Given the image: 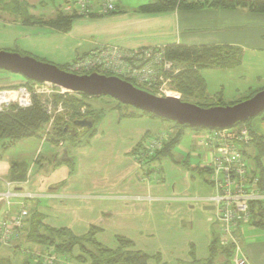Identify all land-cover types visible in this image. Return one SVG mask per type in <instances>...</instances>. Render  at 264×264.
<instances>
[{"label":"crops","instance_id":"0c3cea01","mask_svg":"<svg viewBox=\"0 0 264 264\" xmlns=\"http://www.w3.org/2000/svg\"><path fill=\"white\" fill-rule=\"evenodd\" d=\"M17 1L27 6L30 16L43 22L53 20L64 4V0ZM141 6L132 8L121 4L119 9L116 5L115 14L80 17L70 23L66 32L47 25L24 24L19 17L6 12H0V18L6 16L13 20L7 23L19 32V37L14 35L16 38H37L42 42L56 38L83 39L85 44L91 45L83 55L97 45L135 49L169 44L237 46L243 51L242 60L247 55L264 53V14L245 8L207 7L147 13L140 10ZM22 80L26 79L0 72V87H9ZM215 94L207 93L209 99ZM101 114L95 122L97 127L75 143L52 144L31 138L4 152L0 142V223L7 207L2 194L9 191L34 196L24 202L21 197L9 199L7 210L11 215L18 212L22 203L28 215L17 241L0 242V264H35L32 252L45 248L28 238L34 215L42 217L41 233L49 228H64L75 236H82L90 226H95L100 229L95 238L102 245L115 248L116 237H124L134 243L135 250L151 257L158 254L161 264H190V246H193L196 260L208 257L212 238L220 236V232L210 209L212 206L197 201L212 193L209 176L205 174L207 179L199 176L196 168L202 164L192 159L189 152L176 156L175 149L183 144L186 130L180 131L179 142L168 155L150 163V168L157 167L163 174L162 165L168 160L166 164L172 170L168 182L162 179L153 183L147 177L151 174L145 177L136 174L137 164L131 156L138 144H146L149 138L167 128L160 127L148 116L122 117L115 107ZM162 127L164 129L160 130ZM249 129L255 141L245 148V156L252 173L260 178L262 172L264 180V147L261 146L264 143V111L249 122ZM190 132L194 145L195 137L201 132ZM176 133L173 130L170 137ZM258 156L260 166L256 164ZM20 175L25 176L24 180L16 181ZM261 190L264 193V181ZM116 196L133 199H111ZM137 196L144 199L135 200ZM145 197L155 200L148 201ZM199 211L206 213L201 223L196 215ZM256 221L257 218L240 226L236 234L248 263L264 264V220L259 226L253 225ZM195 228L201 231L198 239L189 237L191 233L198 236ZM197 243L201 244L200 253ZM63 262L66 264L65 259ZM70 262L67 260L68 264ZM149 264L156 262L153 259Z\"/></svg>","mask_w":264,"mask_h":264},{"label":"trees","instance_id":"16d2710c","mask_svg":"<svg viewBox=\"0 0 264 264\" xmlns=\"http://www.w3.org/2000/svg\"><path fill=\"white\" fill-rule=\"evenodd\" d=\"M204 7L226 9L245 8L250 12L264 14V0H204L203 2H197L195 0L191 2L187 0H150L147 4L141 6L140 10L147 13H164L177 9H199ZM0 12L16 15L24 24L34 23L47 25L62 32H66L68 30V27L73 20L80 18V16L75 14H66L62 10H57L53 20L43 22L41 19H36L30 16L28 14L27 6L17 0H0ZM164 51L166 59L174 63V65L178 68V72L170 78L171 86L178 93H180L182 97H184L182 100L183 102L195 104L202 108L222 106L221 103H211V100H215L216 96L214 95L212 99L208 98L206 81L201 76V71L209 68L230 70L235 67H239L242 63L243 55L241 48L229 45L185 46L179 44H169L165 46ZM68 65L69 64L63 66L62 68H58L68 72ZM131 84L135 86V84ZM136 87L154 94L152 91H148L139 86ZM256 93L257 92H255L253 95ZM66 94L68 95V93ZM66 96L64 99L61 98L58 100H62V105L64 108H66L65 112L67 116H69V121L71 122L61 124L62 118L59 116L56 117V122L53 124L52 130L47 133L45 140L46 142L57 144L60 142L71 141L72 143H75L79 140L73 141V137H77L82 133L86 134L88 131L92 130L96 120L99 118L94 114L93 110L89 109L85 115H81L82 113L80 112V109L85 105L83 101L87 98V96L77 93L68 95V98ZM192 100H194L195 103H193ZM219 100L220 99L217 101ZM120 116L129 118L135 116H148L153 119H158L153 115L143 113L139 110L137 113H135L129 108H126L124 112H120ZM86 117H92L94 119V124L90 130L83 129L75 136L64 132V128L66 126H69L70 129L73 128L72 122L74 120L84 119ZM252 119H249L245 123L238 124H244L249 128L248 124ZM49 120L50 117L47 116L44 106L36 98L33 100L32 107L28 109L10 108L7 111L0 112V142H2L3 151L5 152L9 150L17 143L27 139L35 138L42 140L44 136L43 132ZM158 120L165 123H171V129H168V131L171 130L170 136H172L171 133L173 130H176L177 133L174 137L169 136L170 138L167 140L168 142L166 141L167 143L165 142L160 150L156 151L151 158L146 160L149 165L154 161H159L162 157L170 153V150L173 148V146L177 145L179 142L181 130L189 129L195 132L212 130L203 127L192 128L162 119ZM66 136H69L71 140H67ZM254 141L255 138L253 136V142ZM144 145V142L142 144H138L133 151V155H135L137 152H143ZM261 146L264 147V143ZM259 158L260 156L256 157V164L258 166H260ZM14 167L17 168L18 166ZM196 170H198L200 174H209V170L204 167L196 168ZM146 173L149 175L153 172L148 170ZM259 174L260 186H262L264 181L261 177L262 172ZM24 177L25 176L20 175L19 177L15 178V180L22 181L24 180ZM252 207L254 208L252 219L257 218V221L254 222L253 225H262L264 220V206L261 204H256ZM41 223L42 217L34 215L31 220L32 226L28 232V238L30 241L36 243L42 248H52V252L56 254V256L58 255L63 257L65 260H74L79 264H149L150 261L154 259L156 264H161L159 262L161 261L160 256L158 257L155 255L154 257H151L142 251L135 250L134 243L124 237H116L115 248H109L102 245L95 238L100 230L95 226H90L84 235L75 236L68 229L64 228H49L46 229L44 233H41L40 229L43 227L41 226ZM21 231L22 229L19 231V234ZM190 247V264H216L217 262L223 264H232L231 258L233 256V248L230 246H221L219 235L213 236L208 247V257L205 260H196L193 246ZM63 258L59 260L60 263H64ZM219 259L221 260L219 261ZM35 264H42V262L35 260Z\"/></svg>","mask_w":264,"mask_h":264},{"label":"built area","instance_id":"2783aa9c","mask_svg":"<svg viewBox=\"0 0 264 264\" xmlns=\"http://www.w3.org/2000/svg\"><path fill=\"white\" fill-rule=\"evenodd\" d=\"M189 2L193 0H187ZM203 2L204 0H195ZM64 13L88 17L92 14L100 16L116 12L114 0H64ZM165 46L127 49L115 45H98L89 53L78 57L68 65V72L76 75L92 73L117 77L131 82L141 88L154 92L159 97H175L178 93L172 91L171 77L178 72V68L165 57ZM34 89L46 88L61 95L68 93L48 83L31 82ZM32 90L33 88L30 87ZM34 94V91H33ZM32 92L26 85L15 88L0 89V112L10 108L28 109L32 107ZM46 114L49 113V104L40 102ZM62 110V109H58ZM170 130L152 137L144 145L143 158L148 160L156 151L160 150L169 139ZM47 133V132H46ZM197 142L205 150L202 167L209 170V184L211 195L197 201L213 207L214 220L220 232V245L233 248L232 264H249L239 248V239L236 230L252 222L253 205L264 206V193L261 190L258 175L253 174L245 156V148L253 142V135L244 124H238L226 129L205 130L199 135ZM46 140V134L42 138ZM140 161V159H137ZM33 199L31 194L20 195L9 192L2 194L8 207L11 198ZM137 196L135 200H143ZM152 197L145 200L153 201ZM155 200V199H154ZM157 200V199H156ZM23 205L18 212L11 215L6 207L4 218L0 223V242L8 244L17 241L19 231L24 226L28 213ZM32 259L38 255L32 253ZM54 256H43V264H51Z\"/></svg>","mask_w":264,"mask_h":264},{"label":"rangeland","instance_id":"374dc122","mask_svg":"<svg viewBox=\"0 0 264 264\" xmlns=\"http://www.w3.org/2000/svg\"><path fill=\"white\" fill-rule=\"evenodd\" d=\"M115 1H116V5L118 9L121 4L130 5V7L135 8V7L145 5L148 3V0H125V1L115 0ZM10 21H13V20H11L9 17H6V16L0 18V51H5L8 53H16L22 57H30V58L36 59L37 61L49 63L59 68H62L63 63H66L70 60H76L78 57H82L83 53L87 52L89 48L91 47V45L85 44L83 42V39H77L76 37L75 38L71 37V39H66V40L65 39L60 40L56 38V40L52 39L53 42H49V41H52L50 39L47 40L48 42L47 41L42 42L41 39H37V38H24V37L18 38L19 32L16 29H13L12 24L7 23ZM36 31L39 32V30L37 29ZM14 35H17L18 37L16 38L14 37ZM201 76L206 81L207 93L209 92V94H212V93L215 94L216 92L215 94L216 99L215 100L212 99L211 103L213 102L214 104L221 103L222 106L220 107L232 106L235 103L241 102L242 100L249 98L255 92H259L262 89H264V53H260L255 56L247 55L243 58L242 63L239 67H235L230 70H221V69H213V68L205 69L201 71ZM21 85H26L27 87H29L32 94L34 91V94L32 95V101L34 100V98H36L40 102L44 101L49 104L50 109H49V113L47 114V116L50 117V120L48 124L46 125V128L43 132L44 135L46 134L47 136V133L52 130L53 128L52 126L56 122V117L58 116L62 118L61 124L71 122L69 121L70 120L69 116H67L65 112L66 108H64V106L62 105V100L60 101L58 100L61 98L64 99L65 96L67 95L66 93H63L60 95L58 91L56 92L55 91L53 92L52 90L49 91L46 88L45 89L39 88L40 86L34 89L33 88L34 85H32L31 82L29 81L26 82V80L25 81L22 80V82L18 84L12 83V85L9 87H0V89L10 88V90H12V88H15ZM30 87H32L33 90ZM172 91L177 92L174 88H172ZM154 92L156 93V90H154ZM68 95H72V93L68 92ZM68 95L66 96L67 98L69 97ZM178 97L181 101L184 99V97H182L180 93H178ZM218 99L220 100L217 101ZM83 102L85 105L80 109V112L82 113V114L80 113L81 115H85L89 109V110H93L94 114L97 117H100L102 115L101 111H107L112 107L117 108L118 110H120V112H124L126 108L131 109L135 113L138 112L137 109H133L130 107H124L118 104L116 100L110 97H103V96L88 97L87 96V98ZM192 102L195 103L194 100H192ZM58 109H62V110H58ZM149 119H152V118L150 117ZM152 120H156L160 124V127L164 125L165 126L164 128H167L163 132H166L168 131V129H171V123H165L155 118ZM94 127L95 128L97 127L96 123L94 124L93 128ZM164 128L162 127L160 130ZM187 134L189 135V137H187ZM83 136H84L83 133L79 134L77 137H73L74 138L73 141L80 140L83 138ZM192 136H193V133L190 132L189 129H186V132L182 140L183 144L177 147V149H175L176 156L179 154L184 155L187 152H189L191 154L192 159H194L197 163L202 164L205 150L202 147H200L197 143L199 141L198 139L199 136H197L198 138L195 137L196 144L194 143L193 145ZM66 139L71 140L69 136H66ZM150 139L151 138H149V140ZM133 157L131 156L132 159H135L134 161L137 164L135 166L136 174H142L145 177L146 175H148L146 172L150 170L153 173L147 177H149V179H151L153 183H159L160 180L162 179L168 182V179L172 177L170 176L172 170H170L168 164H166V162H169L168 160L165 161V163L162 165L164 167L163 174H162L157 167L150 168V165L143 158L142 152H137L135 155H133ZM137 159H140V161ZM199 176H202L203 178L207 179V176L205 174L201 173ZM111 199H117L118 201L120 200L130 201V199H133V198L129 199V197L123 198V196H116ZM205 214L206 213H202L200 211H199V214H196L198 216L197 218L198 223L199 222L201 223L202 217L203 216L205 217ZM195 220H196V217H195ZM195 231L198 233V236H195L194 233H191L189 237L191 238L196 237V239H198L200 237L201 231L198 228H195ZM239 248L242 252L240 243H239ZM52 251H53L52 248H48V249H44L41 252L35 251L32 253H35V256L36 254L38 255V259L36 261L42 262L41 260L43 256H45V254L47 255L51 254V256H54V260L51 264H62L60 263L59 260L62 259L63 257H60L58 255L57 257L56 254H54ZM197 251L198 253L202 252L201 244L199 243H197ZM156 255L159 257L158 254ZM220 260L221 259H219V261ZM65 262L66 264H68L67 260H65ZM159 262L161 263V261ZM70 264H78V263L74 260H71ZM220 264H223V263H220Z\"/></svg>","mask_w":264,"mask_h":264},{"label":"water","instance_id":"95a60500","mask_svg":"<svg viewBox=\"0 0 264 264\" xmlns=\"http://www.w3.org/2000/svg\"><path fill=\"white\" fill-rule=\"evenodd\" d=\"M0 71L20 75L29 82L48 83L69 93L88 97H110L123 106L192 128H231L264 111V90L232 106L202 108L175 97L156 96L117 77L95 73L76 75L55 65L16 53L0 51ZM93 124L92 117L74 120L73 128L66 126L64 132L75 136L78 130H90ZM210 209L213 210L212 207Z\"/></svg>","mask_w":264,"mask_h":264},{"label":"flooded vegetation","instance_id":"af4514ba","mask_svg":"<svg viewBox=\"0 0 264 264\" xmlns=\"http://www.w3.org/2000/svg\"><path fill=\"white\" fill-rule=\"evenodd\" d=\"M87 118V117H86ZM77 132H81V130H78Z\"/></svg>","mask_w":264,"mask_h":264}]
</instances>
